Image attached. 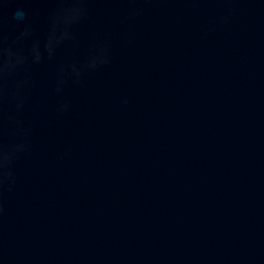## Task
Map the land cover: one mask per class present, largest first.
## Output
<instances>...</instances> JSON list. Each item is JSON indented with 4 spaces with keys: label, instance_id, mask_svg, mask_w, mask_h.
Segmentation results:
<instances>
[{
    "label": "water",
    "instance_id": "water-1",
    "mask_svg": "<svg viewBox=\"0 0 264 264\" xmlns=\"http://www.w3.org/2000/svg\"><path fill=\"white\" fill-rule=\"evenodd\" d=\"M0 264H264V0H0Z\"/></svg>",
    "mask_w": 264,
    "mask_h": 264
}]
</instances>
